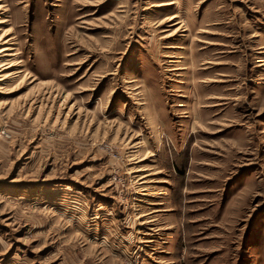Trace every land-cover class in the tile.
I'll list each match as a JSON object with an SVG mask.
<instances>
[{"label": "rangeland", "instance_id": "obj_1", "mask_svg": "<svg viewBox=\"0 0 264 264\" xmlns=\"http://www.w3.org/2000/svg\"><path fill=\"white\" fill-rule=\"evenodd\" d=\"M0 264H264V0H0Z\"/></svg>", "mask_w": 264, "mask_h": 264}]
</instances>
